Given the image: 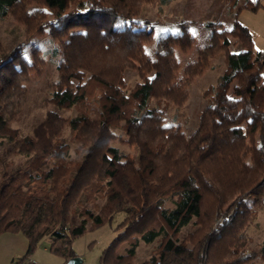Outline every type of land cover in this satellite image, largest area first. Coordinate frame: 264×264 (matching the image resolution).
I'll use <instances>...</instances> for the list:
<instances>
[{
	"label": "trees",
	"instance_id": "16d2710c",
	"mask_svg": "<svg viewBox=\"0 0 264 264\" xmlns=\"http://www.w3.org/2000/svg\"><path fill=\"white\" fill-rule=\"evenodd\" d=\"M155 1L0 0V18L10 14L23 22L27 37L49 28L57 41L53 50L60 78L48 101L74 110L64 116L48 109L30 134L18 138L9 123L25 102L29 71L41 59L34 49L30 63L22 53L24 42L0 53V138L12 144L8 151L27 157L24 180L19 182L13 170L12 180L0 188V234L24 235L22 261L48 236L50 253L66 264L78 255L76 237L120 211L124 218L100 264H134L139 240L158 241L139 264L264 259V232L254 250L246 249L243 234L255 207L264 204V51L253 49L252 31L237 18L241 9L255 10L264 3L245 0L229 28H220V21L206 22L209 42L179 75L175 48L192 47L190 22L181 21L177 32L160 33L151 57L145 46L153 39V25L137 16L144 3ZM228 36L239 42V51L229 49ZM218 52L226 67L204 90L209 102L196 129L186 134L166 124L167 106L183 104L193 78ZM128 67L136 69L139 80L125 90ZM66 126L85 147L76 164L68 158ZM116 142L135 145L136 157ZM88 202L96 211L84 207ZM73 206L82 218L70 227ZM190 221L193 229L181 238L179 232Z\"/></svg>",
	"mask_w": 264,
	"mask_h": 264
},
{
	"label": "rangeland",
	"instance_id": "374dc122",
	"mask_svg": "<svg viewBox=\"0 0 264 264\" xmlns=\"http://www.w3.org/2000/svg\"><path fill=\"white\" fill-rule=\"evenodd\" d=\"M261 1L264 3V0ZM244 2L245 0H166L161 3L156 0L155 2L144 3L137 19L147 18L153 25V39L151 43L145 46V51L153 57L155 51L154 43L158 35L169 31L177 32L181 21H189V30L193 37L192 47L186 51H182L178 47L175 48L179 64L178 74L181 75L186 64L197 58L199 47L209 42L210 28L206 25V22L220 21V28H229L233 16L236 15L238 8ZM46 12L48 13L47 19L50 20L52 14L48 11ZM237 18L243 24H247L252 31L253 49L264 51V4L255 10L241 9ZM25 30V24L16 20L13 15L8 14L0 18V53H7L19 43L24 42L22 53L27 57L28 61L34 63L31 54L34 49L39 52L41 59V63H36L37 66L29 71L25 102L17 116L9 123L11 128L18 130V138L30 134L48 109H57L64 116L74 114L73 109H58L48 101L52 84L60 78V73L57 69L59 56L53 50L54 46L57 45V41L50 37L49 28H45L42 34H34L30 37L26 36ZM228 39L231 51L237 52L241 49V45L235 37L228 36ZM225 67V57L222 52L210 56L207 66L193 78L188 88V97L183 104L178 108L173 104L167 106L164 115L165 123L179 126L186 134L193 132L198 125L201 111L209 102V98L204 95V90L217 81V78L224 72ZM262 74L264 79V71ZM123 78L126 84L125 90L139 80L136 69L129 67L123 71ZM234 84L235 81H233L231 86ZM150 103L154 104L155 100H151ZM96 113V110H93L91 116L95 117ZM63 136L69 143L68 158L76 164L81 160L85 152V147L81 146L82 140L77 139L68 126L65 127ZM116 145L121 150L128 152L132 157H136L137 150L135 145L125 142H116ZM10 146L12 147L11 143H8L4 138H0V188L12 180L11 174L13 170H16L19 182L24 180V161L27 157L23 154L8 151ZM246 200L250 204L254 202L252 197ZM102 203L103 199L99 198L97 200L98 206ZM74 207L70 213V227L75 226L82 218ZM84 207L96 211L92 202L86 203ZM123 218L124 213L122 211L117 212L110 222L96 228L87 229L82 235L73 240V247L82 259V264H100L99 260L102 251L114 236L115 227ZM192 229L193 224L190 221L181 229L179 236L182 238ZM263 232L264 204H258L255 207L253 220L243 229L246 249L254 250L258 248L263 242ZM19 235L23 237L22 234L19 233ZM157 243V240L151 243H144L139 240L133 263L139 264L147 260ZM48 244L49 238L45 236L38 245L40 247L37 250L38 264H49L48 259L50 257L56 259V261L60 259L58 256L50 254L48 250H43V247H47ZM20 257H16L9 264H37L33 258L28 257L22 261ZM101 264L107 263L103 262ZM245 264H264V259L258 256Z\"/></svg>",
	"mask_w": 264,
	"mask_h": 264
},
{
	"label": "crops",
	"instance_id": "0c3cea01",
	"mask_svg": "<svg viewBox=\"0 0 264 264\" xmlns=\"http://www.w3.org/2000/svg\"><path fill=\"white\" fill-rule=\"evenodd\" d=\"M246 26L249 27L247 24ZM19 233L20 232H17V233L5 232V233L0 234V264H9L12 261H14L16 257L21 256L20 258H22V256L24 255L26 248H27V241L24 235L20 233L23 235L22 237L21 235H19ZM38 245L35 251L29 256L31 259L33 258L35 263L37 264L39 263L38 256H37L38 254L37 250H39L40 248ZM48 245L47 247H43L44 251L45 250L49 251ZM53 256H56V255H53ZM62 262H63L62 258H60L58 261H56V259H52L51 257L48 259L49 264H62Z\"/></svg>",
	"mask_w": 264,
	"mask_h": 264
},
{
	"label": "water",
	"instance_id": "95a60500",
	"mask_svg": "<svg viewBox=\"0 0 264 264\" xmlns=\"http://www.w3.org/2000/svg\"><path fill=\"white\" fill-rule=\"evenodd\" d=\"M66 264H82V259L77 255L70 258Z\"/></svg>",
	"mask_w": 264,
	"mask_h": 264
}]
</instances>
